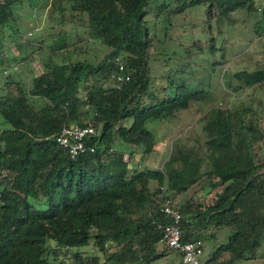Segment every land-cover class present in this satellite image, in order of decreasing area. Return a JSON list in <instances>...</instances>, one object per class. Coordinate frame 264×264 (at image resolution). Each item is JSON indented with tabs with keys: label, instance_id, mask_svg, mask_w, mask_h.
<instances>
[{
	"label": "trees",
	"instance_id": "obj_1",
	"mask_svg": "<svg viewBox=\"0 0 264 264\" xmlns=\"http://www.w3.org/2000/svg\"><path fill=\"white\" fill-rule=\"evenodd\" d=\"M23 1L0 0V46L7 26L16 32L14 8ZM154 1L159 0H52L61 11L69 4L81 20L86 16L89 35L111 49L96 60L58 61L57 51L71 46L63 37L50 46L32 82L11 78L2 84L0 264H66L65 249L68 264H151L174 251L159 244L170 222L161 210L164 194L176 199L194 185L207 195L177 202L182 240L204 246L226 229V240L199 264H240L257 257L264 244V159L255 147L264 141V123L255 119L251 105L210 107L199 117L203 135L193 143L188 135L175 138L161 167L144 164L159 143L148 122L172 118L209 94L186 80L173 85L174 78L162 86L163 94L153 87L155 35L148 16ZM201 4H206L202 28L210 34L194 39L191 47L221 50L223 21H232L241 9L260 16L254 29L264 35L259 0H160L155 16L163 13L167 28L174 15ZM118 57L130 76L121 85L113 76L122 72ZM0 60L4 67L7 60ZM223 74L236 92L262 86L264 62ZM88 119L96 128L89 141L96 150L73 157L55 136L65 123ZM138 149L136 161L132 153ZM91 244L102 255L72 249Z\"/></svg>",
	"mask_w": 264,
	"mask_h": 264
},
{
	"label": "rangeland",
	"instance_id": "obj_2",
	"mask_svg": "<svg viewBox=\"0 0 264 264\" xmlns=\"http://www.w3.org/2000/svg\"><path fill=\"white\" fill-rule=\"evenodd\" d=\"M159 2L160 0L152 3L148 16L150 32L155 35L151 48L154 54L151 61L155 78L153 87L163 94L162 86L167 84L168 78H174L173 85L186 80L196 88L209 89V94L206 99L195 102L190 108L179 111L172 118L153 119L148 122L149 127L155 130L159 143L156 150L146 155L144 164L155 167H161L168 158L175 138L188 135L189 142L193 143L197 136L204 134L203 122L199 117L212 106L242 108L251 105L255 111V119L260 124L264 123V85L246 87L236 92L226 86V77L223 74L225 70L233 73L242 68L253 69L258 61L264 62V35H259L254 29L260 16L250 13L247 9H241L233 13L232 21L225 18L224 33L220 38L223 48L212 52L205 44L202 47H191L194 39L201 38L204 41L210 34L203 30L201 24L206 17V4L187 8L185 12L174 15V24L170 26L168 23L169 27L166 28L165 15L162 13L160 18L155 16ZM259 2L264 3V0ZM57 5V2L52 3V0L40 5L24 0L15 6V23L18 28L14 32L12 27L7 26L1 37L0 58L5 57L7 62L3 67L0 60V93L4 90L2 84L11 78L32 82L34 75L43 68V60L48 58L50 46L63 37L68 39L71 46L57 51L54 58L58 61L68 60L69 57L96 60L111 49L106 43L89 35L86 16L81 20L69 4L62 11ZM262 24L264 25V22ZM187 48H191V51ZM173 51L177 54L171 55ZM23 56L27 58L24 59ZM215 59L218 60L216 66L213 64ZM232 82L237 84L239 80L232 76ZM170 89L172 90L173 86ZM255 149L258 157L264 159V141H260ZM140 152L138 149L132 153L136 161ZM201 193L203 194V191L198 185H194L187 192L177 194L175 200L180 203L192 194ZM225 231V228L219 231L216 241H205L200 255L202 260L208 257L215 245L226 240ZM72 249L86 253L98 252L102 255L93 244L74 246ZM65 250L67 253L63 254L62 258H65L68 264L70 251ZM179 261L180 255L174 250L151 264H178ZM240 264H264V244L255 259Z\"/></svg>",
	"mask_w": 264,
	"mask_h": 264
},
{
	"label": "built area",
	"instance_id": "obj_3",
	"mask_svg": "<svg viewBox=\"0 0 264 264\" xmlns=\"http://www.w3.org/2000/svg\"><path fill=\"white\" fill-rule=\"evenodd\" d=\"M117 64L122 72H118L113 76L118 81V85H121L130 76L123 73L125 65L119 57L117 58ZM95 134L96 128L88 119L86 124L78 121L65 123L55 137L71 156L75 157L81 153L96 150V145L89 142ZM129 157L130 154L126 153L125 159H129ZM161 210L170 218V222L163 226V236L159 244L163 247L172 248L180 254L178 264H199L202 260L200 256L203 251L202 242L200 240H182L181 221L183 213L176 200L168 193L164 194Z\"/></svg>",
	"mask_w": 264,
	"mask_h": 264
}]
</instances>
